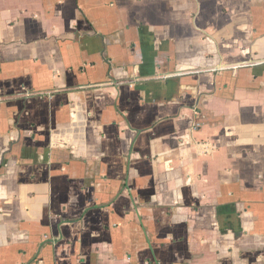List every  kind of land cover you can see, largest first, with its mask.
<instances>
[{
	"label": "crops",
	"instance_id": "1",
	"mask_svg": "<svg viewBox=\"0 0 264 264\" xmlns=\"http://www.w3.org/2000/svg\"><path fill=\"white\" fill-rule=\"evenodd\" d=\"M0 264H264V0H0Z\"/></svg>",
	"mask_w": 264,
	"mask_h": 264
},
{
	"label": "built area",
	"instance_id": "2",
	"mask_svg": "<svg viewBox=\"0 0 264 264\" xmlns=\"http://www.w3.org/2000/svg\"><path fill=\"white\" fill-rule=\"evenodd\" d=\"M196 115V112H195ZM200 127V125L198 123L193 124L192 130L195 131Z\"/></svg>",
	"mask_w": 264,
	"mask_h": 264
}]
</instances>
